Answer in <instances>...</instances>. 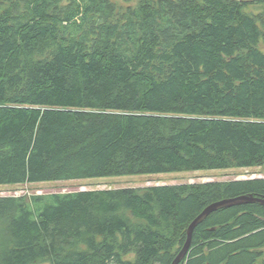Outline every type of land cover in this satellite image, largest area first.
<instances>
[{
    "label": "trees",
    "instance_id": "trees-1",
    "mask_svg": "<svg viewBox=\"0 0 264 264\" xmlns=\"http://www.w3.org/2000/svg\"><path fill=\"white\" fill-rule=\"evenodd\" d=\"M257 166L264 0H0V185ZM232 199L178 264H264V177L0 196V264H173Z\"/></svg>",
    "mask_w": 264,
    "mask_h": 264
},
{
    "label": "rangeland",
    "instance_id": "rangeland-1",
    "mask_svg": "<svg viewBox=\"0 0 264 264\" xmlns=\"http://www.w3.org/2000/svg\"><path fill=\"white\" fill-rule=\"evenodd\" d=\"M251 10L257 12L262 8L257 6V8L252 7ZM254 177H264V166L0 185V196L31 197L36 194L66 193L87 189H117L149 185L242 180Z\"/></svg>",
    "mask_w": 264,
    "mask_h": 264
},
{
    "label": "water",
    "instance_id": "water-1",
    "mask_svg": "<svg viewBox=\"0 0 264 264\" xmlns=\"http://www.w3.org/2000/svg\"><path fill=\"white\" fill-rule=\"evenodd\" d=\"M238 201L237 199L234 200H224L222 202H219V203H216V204H213L211 205L210 207H208L207 209H205L203 211V213L201 215H199L195 220L194 222L191 224L190 226V229H189V239H188V242L186 243L185 247L183 248V250L180 252V254L178 255V257L175 259L174 263L173 264H178L180 262V260L187 254L188 252V249H189V244H190V240H191V237H192V233H193V229L194 227L196 226V224L202 220L204 217L208 216L210 213H212L213 211L217 210L218 208L220 207H223V206H226V205H229V204H232L234 202ZM264 202V200H263Z\"/></svg>",
    "mask_w": 264,
    "mask_h": 264
}]
</instances>
